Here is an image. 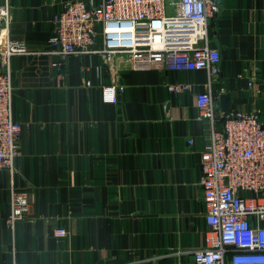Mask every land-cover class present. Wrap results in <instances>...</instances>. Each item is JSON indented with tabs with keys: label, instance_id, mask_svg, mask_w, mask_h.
<instances>
[{
	"label": "crops",
	"instance_id": "1",
	"mask_svg": "<svg viewBox=\"0 0 264 264\" xmlns=\"http://www.w3.org/2000/svg\"><path fill=\"white\" fill-rule=\"evenodd\" d=\"M67 1L0 0L8 8L0 37L45 49ZM216 1L208 37L220 55L219 110L227 94L230 111L255 108L264 123V0ZM53 60L10 61L13 114L22 125L13 185L28 192L29 212L15 226L12 250L10 179L1 173L0 264H189L206 230L199 153L209 131L195 105L206 72L132 68L98 55L69 56L56 72ZM173 82L195 90L170 95ZM113 84L123 92L115 104L103 103L102 88ZM57 228L67 235L54 237Z\"/></svg>",
	"mask_w": 264,
	"mask_h": 264
},
{
	"label": "built area",
	"instance_id": "2",
	"mask_svg": "<svg viewBox=\"0 0 264 264\" xmlns=\"http://www.w3.org/2000/svg\"><path fill=\"white\" fill-rule=\"evenodd\" d=\"M7 11L0 7L5 20ZM218 12L216 0H69L53 17L45 49L30 51L23 42L0 37V174L10 179L6 225L12 250L15 226L26 219L29 200L27 191L13 185L22 125L13 114L10 61L21 55L50 56L51 67L60 72L69 56L98 55L104 63L123 60L132 68L206 72V83L195 92L196 120L209 131L199 153L206 230L204 245L193 251L189 264H225L227 259L230 264H264V123L255 108L234 109L222 118L213 93L220 55L208 37L209 22ZM247 87L254 88L252 79ZM123 90L115 84L103 87V103L115 104ZM166 90L188 94L195 84L173 82ZM52 233L58 239L67 235L63 228Z\"/></svg>",
	"mask_w": 264,
	"mask_h": 264
},
{
	"label": "water",
	"instance_id": "3",
	"mask_svg": "<svg viewBox=\"0 0 264 264\" xmlns=\"http://www.w3.org/2000/svg\"><path fill=\"white\" fill-rule=\"evenodd\" d=\"M220 113L222 118L225 119L230 111L229 96L227 94H221L219 96Z\"/></svg>",
	"mask_w": 264,
	"mask_h": 264
},
{
	"label": "rangeland",
	"instance_id": "4",
	"mask_svg": "<svg viewBox=\"0 0 264 264\" xmlns=\"http://www.w3.org/2000/svg\"><path fill=\"white\" fill-rule=\"evenodd\" d=\"M167 14H168V15H171V14H173V13H172V12H170V11L168 10V11H167Z\"/></svg>",
	"mask_w": 264,
	"mask_h": 264
}]
</instances>
